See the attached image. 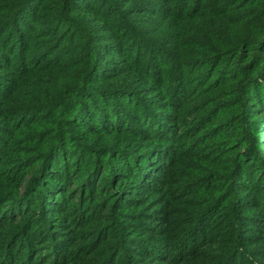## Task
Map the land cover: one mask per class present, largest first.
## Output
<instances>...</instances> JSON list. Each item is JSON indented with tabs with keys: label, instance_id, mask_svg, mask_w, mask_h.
I'll return each instance as SVG.
<instances>
[{
	"label": "trees",
	"instance_id": "trees-1",
	"mask_svg": "<svg viewBox=\"0 0 264 264\" xmlns=\"http://www.w3.org/2000/svg\"><path fill=\"white\" fill-rule=\"evenodd\" d=\"M262 150L264 0H0V264H264Z\"/></svg>",
	"mask_w": 264,
	"mask_h": 264
},
{
	"label": "rangeland",
	"instance_id": "rangeland-1",
	"mask_svg": "<svg viewBox=\"0 0 264 264\" xmlns=\"http://www.w3.org/2000/svg\"><path fill=\"white\" fill-rule=\"evenodd\" d=\"M170 91H172V90L170 89ZM199 105L206 107L207 100L204 101L203 103H200ZM262 151L264 152V150H262ZM36 197L37 196H35L33 198V200L34 201H39V200H36V199H38V197L37 198ZM43 204H45V201L42 203V205H39V204H38V206H36L34 204H33V206L31 205V207H30V210L31 211L28 209L27 215H25V218L23 219L24 226H22V228L20 229L21 231H18L17 234H21L23 236H26V233H24L23 231L28 226L31 229V231H32L31 235L45 237V242L46 243H47V237L49 236L50 237L49 239H51L52 238L51 236H53L52 239L55 238V239L60 240L61 241L60 242L61 245L64 246L65 249H67L66 247H68V246L71 247L72 246L71 244H73V243H74V249H76L77 248L76 245L79 244L80 249H79L78 252H76V256H77L80 252H82V248L83 247H87V245H85L86 242L82 240L83 233L84 232H81L82 230L78 232L81 235L79 237L80 239H78L77 240L78 242H77V241H75L76 240L75 231L74 232H68L67 229H63V228H60V227L54 228V225L57 224V221L55 220L56 217L54 216V214H51L53 212H49L48 208L44 207L42 209ZM34 210H36V212H33ZM123 218H125V219L128 220V218H126V217H123ZM75 221H77V219H75ZM111 224H112L111 225L112 228H116V229L113 230L114 233H115L116 230L118 231V227L117 226L122 227L123 220H121L120 218H116L115 220L112 221ZM75 230H78V228H76ZM114 233H112V235H111V239H113L111 241H114L115 242L114 243V246L112 245L113 246L112 248H114L112 250V254H115L116 253V249H115V247H116V240H114V237H115ZM75 246H76V248H75ZM97 247L98 246H96L95 249ZM119 249H120L119 251L122 254H125L126 253V251L123 248H119ZM5 254L6 253H4V251H3L2 255H5ZM89 261H90V258H88L87 256H82L79 259H76L73 262V264H87ZM89 264H98V260H92V261L89 262Z\"/></svg>",
	"mask_w": 264,
	"mask_h": 264
}]
</instances>
